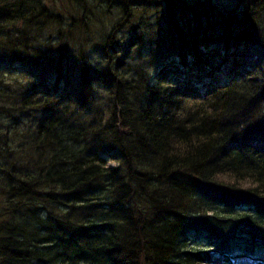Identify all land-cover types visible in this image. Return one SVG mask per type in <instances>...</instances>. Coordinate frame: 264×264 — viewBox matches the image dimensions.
<instances>
[{"label": "trees", "instance_id": "16d2710c", "mask_svg": "<svg viewBox=\"0 0 264 264\" xmlns=\"http://www.w3.org/2000/svg\"><path fill=\"white\" fill-rule=\"evenodd\" d=\"M98 1L0 0V264H264L235 208L264 214V0H186L190 36L136 66L127 15L90 51Z\"/></svg>", "mask_w": 264, "mask_h": 264}, {"label": "rangeland", "instance_id": "374dc122", "mask_svg": "<svg viewBox=\"0 0 264 264\" xmlns=\"http://www.w3.org/2000/svg\"><path fill=\"white\" fill-rule=\"evenodd\" d=\"M194 1L197 0H192V3ZM150 2L152 3L151 7L147 4H141L138 2H136L137 4L133 2L129 3V5L126 7L125 4L113 2V0H110L108 7H106V5L103 2L101 3H99V1L98 3L95 2L94 3L95 8L91 10L92 11L91 15L92 16L94 15L91 18L96 19L94 25H92L93 27L92 29L93 32H96V34L99 35L98 38L94 36L96 42L93 47L91 46L90 51L95 50L94 48H98V39H100V35L104 36L103 38L106 39V37L111 34L113 28H115L119 24V22L121 21V19L125 17V15L129 16L128 24H126L124 27H119V31L117 32L118 34L117 37L122 40V42H120V46H124L123 49L125 50V52L123 51L120 52L121 57H124V53H127L128 55L126 60V63L128 62L127 65L136 66L137 64H141V65L143 64L149 65L150 63L153 64L152 63L154 61L153 58L157 60L158 54H160L161 50L163 49L164 42L165 43L168 42V44L166 46V49H164L163 51L165 50L170 51V48L172 46L173 48H175L177 45H174V42H176L179 39L178 36L181 35L182 33L183 34L186 33V31L187 33L190 32V30H188V27L185 26L186 20H188L190 17L188 16L189 14L186 11H184V9L182 8L184 4H188L187 1L186 0L174 1V3L170 6L167 5L164 6L162 5L161 2L155 3L154 0H151ZM96 4L98 5L96 6ZM169 7L171 8V10H173L172 12L173 14H175V19L180 23L181 27L180 26L176 27L174 25V21H172L173 19L170 17L168 12ZM56 9H60V8L56 7ZM72 9L73 7L71 5V10ZM71 10L68 12V16L74 15L77 18L80 16V14H77L76 11L71 12ZM65 12H67V10L65 11L63 10L61 14L64 17H67ZM192 20H193V15H192ZM177 28L180 29L178 36H176ZM207 30L210 34L213 33V35H215V33H220L222 29L217 30L215 29V27H213L212 29H207ZM202 31H204L205 33L204 29H202L201 32ZM170 34L174 35L175 37L174 36L171 37ZM190 34L191 33H189L188 36H190ZM174 38L176 41L170 43L169 41H172V39ZM42 43L43 44L41 45V47L44 46V42ZM102 45L103 42L102 44H99V46ZM115 49L117 50L116 47ZM59 50H61V54H65L64 46L63 48L59 47ZM252 53H254V51H252ZM169 61L170 60L167 59V62ZM68 64H65L63 72L66 73L70 78L75 77L76 76L75 72L79 71L80 68L76 70L72 67L71 63L69 65ZM232 64L235 65V62H232ZM7 65L8 66L11 65L12 67L15 66L20 67L21 64L20 62H15L10 58L0 57V70L2 69L1 66L8 67ZM44 65L47 64H39L40 68H42L43 71L45 70ZM53 67H54L53 69H56L55 66ZM34 70L38 71V68L36 69L35 66ZM222 73L223 72L221 71L217 72L218 74L217 76H221ZM223 77H224V73H223ZM51 80L55 82L54 79L51 78ZM258 81L259 83L263 82L262 80H258ZM198 86L201 87L200 84H198ZM56 96L58 99H63L64 97H60V96H65V95L64 93L62 94L61 92H58ZM197 239H198V243L209 246V243L206 242L207 241L206 239L195 238V241Z\"/></svg>", "mask_w": 264, "mask_h": 264}, {"label": "bare ground", "instance_id": "6f19581e", "mask_svg": "<svg viewBox=\"0 0 264 264\" xmlns=\"http://www.w3.org/2000/svg\"><path fill=\"white\" fill-rule=\"evenodd\" d=\"M217 75H218V74H213L212 77H204V80H203V81H200V85H201V87H204V86H206V85H213V84H211V83H214V81H216V80L218 81V77H222V76H223V73H222L221 76H218V77H217ZM201 82H205V83H201ZM190 88H191V87H190ZM193 89H196V88H195V87H192L188 92L193 93V92H192ZM185 95H186V94H185ZM237 210H238V209H237ZM239 211H242V212L245 213L246 210L242 209V210H239ZM247 213L250 214V215H253L254 217H257V213H256V211L254 210V206H252V205L249 206V209H248V212H247ZM192 240H193V241H191V242H194V241H195V237H193ZM207 241H208V240H207ZM196 242H198V239L196 240ZM208 243L211 244V246H213V242L209 241Z\"/></svg>", "mask_w": 264, "mask_h": 264}]
</instances>
